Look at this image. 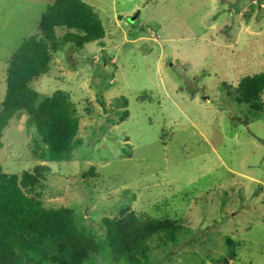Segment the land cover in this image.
Wrapping results in <instances>:
<instances>
[{"label": "rangeland", "instance_id": "obj_1", "mask_svg": "<svg viewBox=\"0 0 264 264\" xmlns=\"http://www.w3.org/2000/svg\"><path fill=\"white\" fill-rule=\"evenodd\" d=\"M53 1L0 0V104L13 53ZM81 1L105 38L66 44L32 83L42 98L70 96L79 145L49 162L20 111L1 139L3 174L46 166L25 195L70 212L101 243L104 218L178 222L174 242L147 241L145 264H264V111L232 94L264 70V0ZM91 264L127 263L102 248Z\"/></svg>", "mask_w": 264, "mask_h": 264}, {"label": "trees", "instance_id": "obj_2", "mask_svg": "<svg viewBox=\"0 0 264 264\" xmlns=\"http://www.w3.org/2000/svg\"><path fill=\"white\" fill-rule=\"evenodd\" d=\"M57 29L66 33L58 38ZM104 38L100 18L81 0H54L45 9L37 33L19 45L6 70L5 94L0 104V149L10 120L23 111L26 127H34L40 143L47 148L48 161H70L72 150L79 145L75 106L62 91L42 98L32 83L48 74L53 55L66 44L81 49L89 43H101ZM263 91L264 70L241 78L232 94L236 103L246 105L257 116L264 111ZM121 100L126 106L127 99ZM46 171V166H35L22 172L19 180L17 176H5L0 165V264H25L28 260L38 264H91V257L102 248L108 249L114 260L145 264L149 258L148 240L162 235L166 242H174L181 230L176 221L127 213L102 219L101 243L79 227L70 212L46 209L40 200L25 195L23 188L39 185Z\"/></svg>", "mask_w": 264, "mask_h": 264}]
</instances>
